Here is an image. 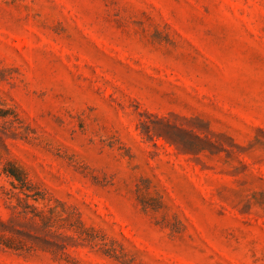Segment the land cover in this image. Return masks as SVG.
Segmentation results:
<instances>
[{
  "label": "rangeland",
  "instance_id": "obj_1",
  "mask_svg": "<svg viewBox=\"0 0 264 264\" xmlns=\"http://www.w3.org/2000/svg\"><path fill=\"white\" fill-rule=\"evenodd\" d=\"M1 222L0 264H264V0H0Z\"/></svg>",
  "mask_w": 264,
  "mask_h": 264
},
{
  "label": "trees",
  "instance_id": "obj_2",
  "mask_svg": "<svg viewBox=\"0 0 264 264\" xmlns=\"http://www.w3.org/2000/svg\"><path fill=\"white\" fill-rule=\"evenodd\" d=\"M4 171L13 180L14 187L19 190L21 194L25 195V199H23L20 195L17 194L18 203L16 205H12L11 207L13 211V219L20 220L23 217V219L27 220L33 227V230H39L47 236L59 234V236L61 237L71 239V237L66 233L67 230L74 233L82 232V228L80 226H77L80 225V222L78 220H76L71 225H67L66 223L68 222V219L64 218L60 214V212L57 211V209H48L47 206L40 207L38 205H35L37 203H45L50 199H47V193L40 191L39 187L32 183L26 174L22 173L16 167L10 164L4 165ZM30 201L34 203H30ZM69 226L72 229H68ZM79 227L81 229H79ZM1 228L0 245L4 246L5 248L14 250L21 255L30 254L36 250L34 240L42 241L41 238L34 235V231L26 233L17 229L12 230L11 228H9V224L5 222H1ZM96 241L97 239L90 235V242L94 243ZM44 244H46L45 246H47L46 250H49L51 252L53 247H60V245L55 244L51 241H45ZM59 256L62 257V255Z\"/></svg>",
  "mask_w": 264,
  "mask_h": 264
}]
</instances>
